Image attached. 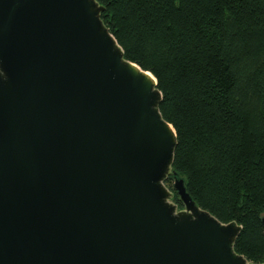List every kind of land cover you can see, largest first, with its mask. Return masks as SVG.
Returning a JSON list of instances; mask_svg holds the SVG:
<instances>
[{
    "label": "water",
    "instance_id": "obj_1",
    "mask_svg": "<svg viewBox=\"0 0 264 264\" xmlns=\"http://www.w3.org/2000/svg\"><path fill=\"white\" fill-rule=\"evenodd\" d=\"M102 10L0 0V264H253L171 169L156 79Z\"/></svg>",
    "mask_w": 264,
    "mask_h": 264
},
{
    "label": "trees",
    "instance_id": "obj_2",
    "mask_svg": "<svg viewBox=\"0 0 264 264\" xmlns=\"http://www.w3.org/2000/svg\"><path fill=\"white\" fill-rule=\"evenodd\" d=\"M96 1L124 58L156 79L171 169L200 208L241 226L234 251L264 263V0Z\"/></svg>",
    "mask_w": 264,
    "mask_h": 264
},
{
    "label": "rangeland",
    "instance_id": "obj_3",
    "mask_svg": "<svg viewBox=\"0 0 264 264\" xmlns=\"http://www.w3.org/2000/svg\"><path fill=\"white\" fill-rule=\"evenodd\" d=\"M172 184H173V182H172ZM167 186V185H166ZM168 187V186H167ZM172 187H173V185H172ZM169 188V187H168ZM170 190V189H169ZM170 192H171V190H170ZM170 201L171 202H173L172 200H171V198H170ZM178 208V207H177ZM178 209H181V208H178ZM254 264V263H253Z\"/></svg>",
    "mask_w": 264,
    "mask_h": 264
}]
</instances>
